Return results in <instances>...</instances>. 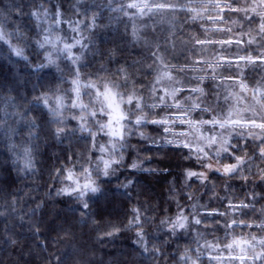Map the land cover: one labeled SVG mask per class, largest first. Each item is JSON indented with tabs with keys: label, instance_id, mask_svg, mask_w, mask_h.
I'll list each match as a JSON object with an SVG mask.
<instances>
[{
	"label": "clouds",
	"instance_id": "9594fccd",
	"mask_svg": "<svg viewBox=\"0 0 264 264\" xmlns=\"http://www.w3.org/2000/svg\"><path fill=\"white\" fill-rule=\"evenodd\" d=\"M0 264H264V0H0Z\"/></svg>",
	"mask_w": 264,
	"mask_h": 264
}]
</instances>
